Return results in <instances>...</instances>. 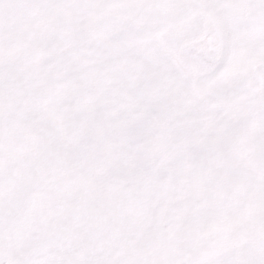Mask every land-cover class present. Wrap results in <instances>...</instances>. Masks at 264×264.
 I'll list each match as a JSON object with an SVG mask.
<instances>
[{"label": "snow or ice", "instance_id": "snow-or-ice-1", "mask_svg": "<svg viewBox=\"0 0 264 264\" xmlns=\"http://www.w3.org/2000/svg\"><path fill=\"white\" fill-rule=\"evenodd\" d=\"M0 264H264V0H0Z\"/></svg>", "mask_w": 264, "mask_h": 264}]
</instances>
